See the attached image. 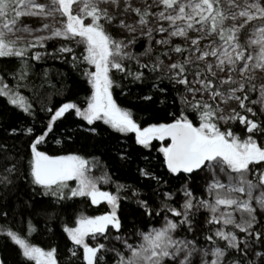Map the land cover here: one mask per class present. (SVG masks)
I'll return each instance as SVG.
<instances>
[{"label":"snow or ice","instance_id":"obj_1","mask_svg":"<svg viewBox=\"0 0 264 264\" xmlns=\"http://www.w3.org/2000/svg\"><path fill=\"white\" fill-rule=\"evenodd\" d=\"M0 98V264H264V0H0Z\"/></svg>","mask_w":264,"mask_h":264},{"label":"trees","instance_id":"obj_2","mask_svg":"<svg viewBox=\"0 0 264 264\" xmlns=\"http://www.w3.org/2000/svg\"><path fill=\"white\" fill-rule=\"evenodd\" d=\"M46 67H49L50 69V77H51V83L54 85V86H58L57 85V81L60 79L56 73L58 71H64L63 68H61L59 66L58 63H53V62H49V65H47ZM45 88H48V85H45ZM55 91V87H52V88H48V92H47V95L51 96V99L53 102H56L57 100L60 99V97L58 96H55V95H52V93ZM25 95L27 96H30L31 97V93H28V92H25L24 93ZM42 95H44V93L42 92ZM77 96H80L82 97L83 96V92H74V94L70 97L71 99H76ZM119 99V97H118ZM0 100H2V98H0ZM121 103H123L122 100H120ZM52 147H55V145H52ZM88 212L91 213V214H98L96 213L93 209H88ZM37 243H41V239L38 238Z\"/></svg>","mask_w":264,"mask_h":264}]
</instances>
